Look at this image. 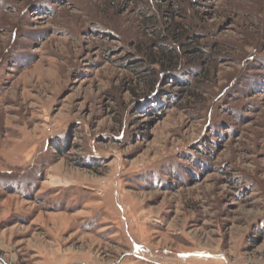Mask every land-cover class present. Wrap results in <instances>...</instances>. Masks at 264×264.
Returning <instances> with one entry per match:
<instances>
[{
	"label": "rangeland",
	"instance_id": "obj_1",
	"mask_svg": "<svg viewBox=\"0 0 264 264\" xmlns=\"http://www.w3.org/2000/svg\"><path fill=\"white\" fill-rule=\"evenodd\" d=\"M0 264H264V0H0Z\"/></svg>",
	"mask_w": 264,
	"mask_h": 264
},
{
	"label": "trees",
	"instance_id": "obj_2",
	"mask_svg": "<svg viewBox=\"0 0 264 264\" xmlns=\"http://www.w3.org/2000/svg\"><path fill=\"white\" fill-rule=\"evenodd\" d=\"M162 56H163V58H161V60H163V61L158 62L159 66L162 70L168 71V70L177 66L178 61L176 59V55L172 51L168 52V50H165V51H163Z\"/></svg>",
	"mask_w": 264,
	"mask_h": 264
}]
</instances>
